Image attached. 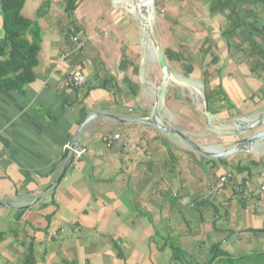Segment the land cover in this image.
<instances>
[{
	"label": "crops",
	"instance_id": "crops-1",
	"mask_svg": "<svg viewBox=\"0 0 264 264\" xmlns=\"http://www.w3.org/2000/svg\"><path fill=\"white\" fill-rule=\"evenodd\" d=\"M45 1L50 2L47 12L36 18ZM158 4L171 30L197 29V37L201 29L218 33L212 39L202 30L203 40L191 36L184 45L202 46L193 73H212L217 83L208 91L223 99L220 107L239 117L261 113L264 0ZM211 4L218 10L213 15ZM64 7L65 0H25L21 15L40 30L34 81L21 92L0 93V254L7 264H23L30 252L34 264H159L161 256L172 254L173 243L191 255L207 247L210 252L217 243L222 249L230 243L228 235L236 237L239 231L263 234L264 195L256 193L264 183L262 155L226 159L233 166L260 163L250 176L236 174L173 145L149 126L117 123L141 118L140 87L120 70L125 64H119V48L111 49L113 40L100 35L106 23L97 18L98 9L85 1L67 16ZM69 26L84 41L82 52L71 53L64 32ZM75 70L87 83L78 90L64 88L63 81ZM92 114L100 117L77 142L84 155L72 160L37 204L21 209L57 178L65 162L63 147ZM115 134L128 137L134 147H105L102 138ZM225 173L232 174V181L216 194L210 192Z\"/></svg>",
	"mask_w": 264,
	"mask_h": 264
},
{
	"label": "rangeland",
	"instance_id": "rangeland-1",
	"mask_svg": "<svg viewBox=\"0 0 264 264\" xmlns=\"http://www.w3.org/2000/svg\"><path fill=\"white\" fill-rule=\"evenodd\" d=\"M85 1L88 7H95L98 9L96 13L97 18L106 23L100 35L104 38L113 40L112 43L115 48L111 46V49L119 48V64H125V74L134 78L136 85L140 87L139 92H137V100L139 99L141 106L145 108L141 117H146L151 112L153 106L154 91L161 83V73L150 51L149 45L143 46L141 31L135 24L132 16L126 12L123 5H116L115 0H79V5L83 4ZM157 1L158 0H153V35L161 45L163 51L168 50L172 53L170 56L171 60H167V63L174 76V81L170 82L163 92L159 93L161 96L160 101H162L160 102L159 116L163 122L172 125L174 128H176L177 125L181 126V129H183L182 132L201 147L218 146L219 148L225 149L232 141L240 138H229L225 135L233 132V123L235 119L241 118L242 116L239 117L236 114L230 113L231 109L227 108L225 103L223 105L226 108H221L220 103L224 102L223 99L216 96L217 94H213L211 91H209L211 92L210 95L213 94L211 96V109L213 108L216 110L217 114L213 115L209 112V115H205L203 100L199 92L201 93L204 91L205 94H207L206 90H208L209 86L217 82H213L212 79H214V76L211 75L212 73L210 75L206 74L207 72H204L201 76L195 75L196 73L186 76L187 68L195 67L196 62H198L197 59H200L199 56L197 58V52L201 50L202 46L199 48L197 42L184 45V39L192 37L198 38L200 36L199 41H201L204 38V33L202 31L204 29L200 30L198 37L197 29L171 30L166 26V11ZM99 11H101V13ZM259 28L260 27H257L255 29ZM213 31V29L204 30L209 38H218V33L214 34ZM64 32H66V29ZM191 83H200L201 86L198 92L190 86ZM261 113L256 112L249 117L246 116L243 118L249 120L259 116ZM220 115H222V117ZM262 129H264V126L260 130ZM258 155H262L260 160H264V145H260L253 149L252 156L258 158L260 157ZM215 161L217 162L218 160ZM233 168L234 166L232 163H228L227 167H223V169H228V171L232 173ZM234 199L236 200L235 197ZM239 206L240 204L237 202L236 207L238 209H240ZM218 213H220L219 207ZM260 231H262V233L264 232L263 229ZM238 233L236 237L228 235L227 239H229L230 243L222 246L224 251L228 252L233 257H239L252 252H264V233L256 235L250 232H248L249 234H245L247 232L241 231ZM218 240H221L220 242L224 241L221 237ZM205 249V252L201 253H197L196 250H194L191 255L199 263H202L209 258L211 252H208L210 247ZM197 255L200 257L199 259ZM161 257L162 261L159 264H174V262L169 261V257H172L171 253L167 254V258H165L164 255ZM0 264H7V261L1 254ZM213 264H219V262L215 261ZM246 264H264V261L261 263L250 261Z\"/></svg>",
	"mask_w": 264,
	"mask_h": 264
},
{
	"label": "trees",
	"instance_id": "trees-1",
	"mask_svg": "<svg viewBox=\"0 0 264 264\" xmlns=\"http://www.w3.org/2000/svg\"><path fill=\"white\" fill-rule=\"evenodd\" d=\"M24 2L25 0H2V11L0 12V26L2 31V36L0 38V93L12 91L21 92L24 86L34 81L33 69L38 63L37 54L40 50L41 41L40 30L35 21L24 18L21 15ZM49 4V1H45L41 4L36 11V18L44 16L45 12L48 10ZM78 5L79 0H65L64 12L67 16H71ZM216 7L217 5L215 4L210 5V15L218 11ZM163 53L166 61H170L172 53L168 50L163 51ZM119 68L123 72L126 70L123 64H120ZM193 71L194 67L187 68L186 76L191 75ZM206 93L209 112L216 115L217 111L213 108L211 109V96L213 94L210 95L211 92L208 90H206ZM163 143L166 146H170L165 139ZM207 162L215 165L219 163L222 167L228 166V161L226 159L218 160L217 162L209 159ZM258 165H260V163L250 161L245 166L237 164L232 170L236 174L248 172L247 174L250 176L251 169L259 167ZM247 232L253 233L254 235L258 234L256 230H247ZM220 244L221 243L215 244L210 252L209 258L199 263L192 255L181 250L179 246L173 243L171 247L172 262H174V264H213L215 261H218L219 264H246L250 261L258 263L264 261V252H252L239 257H233L228 252L222 250ZM23 264H34L33 253L30 252V254L26 256Z\"/></svg>",
	"mask_w": 264,
	"mask_h": 264
},
{
	"label": "water",
	"instance_id": "water-1",
	"mask_svg": "<svg viewBox=\"0 0 264 264\" xmlns=\"http://www.w3.org/2000/svg\"><path fill=\"white\" fill-rule=\"evenodd\" d=\"M151 1V2H149ZM129 4V7L126 8L130 15L132 16L135 24L141 31L142 39H144V43L148 44L150 47V51L153 54L154 60L159 68L161 73V83L154 91V102L151 108V112L146 117H141L135 120H118L116 119L117 123L121 124H139L144 126H149L156 132H158L162 137L168 139L173 145L187 150L194 155L203 158V159H210V160H222L228 159L238 154H252L253 149L259 147L260 145H264V129L260 130L264 126V110L259 116H256L252 119L247 120L246 118H237L233 123V132L226 134V137L229 138H238L232 141L227 148L222 149L218 146L212 147H201L192 139H190L186 134L172 125L163 122L159 116V109H160V100L161 96L159 95L160 92L166 88V86L174 81V76L168 66V63L164 57V53L162 50L161 45L156 40L153 35V1L147 0L145 4L144 0H127L126 2ZM148 7H147V6ZM131 6V8H130ZM2 11V0H0V12ZM201 86L200 83H194ZM202 88V87H201ZM202 100H203V107L205 115H209L208 103L206 94L204 91L201 93L199 92ZM100 117L99 114H92L87 116L79 125L75 139L71 142V150L77 149V142L80 133L83 129L92 122L95 118ZM73 160V153L69 151L65 154V162L63 168L57 178L49 184L34 202L28 206L22 207L21 209H28L38 203V201L48 193L51 189L56 186L65 172L67 171L68 167L70 166Z\"/></svg>",
	"mask_w": 264,
	"mask_h": 264
},
{
	"label": "built area",
	"instance_id": "built-area-1",
	"mask_svg": "<svg viewBox=\"0 0 264 264\" xmlns=\"http://www.w3.org/2000/svg\"><path fill=\"white\" fill-rule=\"evenodd\" d=\"M65 37L68 40V42L71 45V53L80 52L84 46L85 43L82 40L81 36L78 34V32L71 26H69L66 29ZM70 53H67L63 55V58L69 57ZM87 83V77L79 70L73 71L69 76L65 78L62 85L66 89H72V90H78L82 88ZM102 143L105 147L109 148L112 145L119 143L123 147H128L130 145V140L128 137L123 136L121 134H115L110 137H104L102 138ZM132 145V144H131ZM134 147V145H132ZM69 151H72L73 153V160H79L85 153V149H76L71 150L70 144H65L63 147V152L67 153ZM231 181V175L230 174H224L220 177H218L212 184L210 192L216 193L219 191L222 187L228 185ZM234 187V191L239 193H244V191L236 186ZM257 195H264V183L260 185V187L257 190Z\"/></svg>",
	"mask_w": 264,
	"mask_h": 264
},
{
	"label": "bare ground",
	"instance_id": "bare-ground-1",
	"mask_svg": "<svg viewBox=\"0 0 264 264\" xmlns=\"http://www.w3.org/2000/svg\"><path fill=\"white\" fill-rule=\"evenodd\" d=\"M115 1H116V5H123L125 10H126L127 7H129V4L126 3L127 0H115ZM146 1H147V0H144V3H145V4H147ZM152 1H153V0H152ZM149 2H151V1H149ZM146 6H147V5H146ZM147 7H148V6H147ZM130 8H131V6H130ZM126 12H127L128 14H130V12H128V10H126ZM143 40H144V39H143ZM144 41H145V40H144ZM144 41H143V44H144L143 46H145V45L148 46L147 44L144 43ZM141 45H142V44H141ZM142 49H143V48H142ZM189 80H190V79H189ZM181 83H182V82H181ZM190 86L193 87V88L198 92V89H199V86H198V85L191 83ZM149 92H150V91H149ZM160 102H162V101H160ZM170 117H171V116H170ZM208 119H209V118H208ZM208 121H209V120H208ZM226 127H227V126H226ZM212 128H213V127H212Z\"/></svg>",
	"mask_w": 264,
	"mask_h": 264
}]
</instances>
